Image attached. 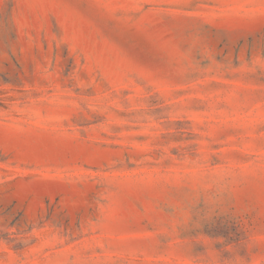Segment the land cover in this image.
<instances>
[{
	"label": "rangeland",
	"instance_id": "obj_1",
	"mask_svg": "<svg viewBox=\"0 0 264 264\" xmlns=\"http://www.w3.org/2000/svg\"><path fill=\"white\" fill-rule=\"evenodd\" d=\"M0 264H264V0H0Z\"/></svg>",
	"mask_w": 264,
	"mask_h": 264
}]
</instances>
